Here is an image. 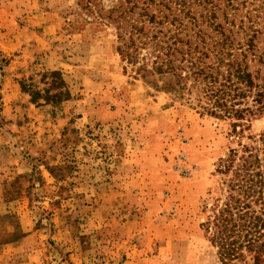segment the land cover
<instances>
[{
  "label": "rangeland",
  "instance_id": "1",
  "mask_svg": "<svg viewBox=\"0 0 264 264\" xmlns=\"http://www.w3.org/2000/svg\"><path fill=\"white\" fill-rule=\"evenodd\" d=\"M0 28V264H210L230 121L123 71L83 0H0Z\"/></svg>",
  "mask_w": 264,
  "mask_h": 264
},
{
  "label": "trees",
  "instance_id": "2",
  "mask_svg": "<svg viewBox=\"0 0 264 264\" xmlns=\"http://www.w3.org/2000/svg\"><path fill=\"white\" fill-rule=\"evenodd\" d=\"M114 28L116 52L143 79L168 77L203 114L230 121L223 196L199 227L210 264H264V0H83Z\"/></svg>",
  "mask_w": 264,
  "mask_h": 264
},
{
  "label": "crops",
  "instance_id": "3",
  "mask_svg": "<svg viewBox=\"0 0 264 264\" xmlns=\"http://www.w3.org/2000/svg\"><path fill=\"white\" fill-rule=\"evenodd\" d=\"M49 26H50V22H47V24H46L47 30L49 29ZM21 94H23V93H21Z\"/></svg>",
  "mask_w": 264,
  "mask_h": 264
}]
</instances>
